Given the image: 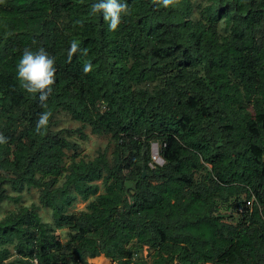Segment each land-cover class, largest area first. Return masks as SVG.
Returning <instances> with one entry per match:
<instances>
[{
	"label": "trees",
	"instance_id": "16d2710c",
	"mask_svg": "<svg viewBox=\"0 0 264 264\" xmlns=\"http://www.w3.org/2000/svg\"><path fill=\"white\" fill-rule=\"evenodd\" d=\"M126 2L113 31L93 0H0V210L36 189L68 227L7 210L0 264L12 246L25 264H264V0ZM25 47L55 58L44 104L16 77ZM87 126L111 154L81 156Z\"/></svg>",
	"mask_w": 264,
	"mask_h": 264
},
{
	"label": "clouds",
	"instance_id": "9594fccd",
	"mask_svg": "<svg viewBox=\"0 0 264 264\" xmlns=\"http://www.w3.org/2000/svg\"><path fill=\"white\" fill-rule=\"evenodd\" d=\"M165 4L169 0H163ZM101 13L107 21L109 30H117L121 18L128 14L126 0H93L90 5V14ZM78 50V44L73 41L68 49V56ZM90 65H85L84 70L88 71ZM55 58L44 48L32 49L25 47L16 64V77L22 88L29 94H38V100L44 104L52 92V85L55 80ZM48 113L42 112L37 121V131L47 123Z\"/></svg>",
	"mask_w": 264,
	"mask_h": 264
},
{
	"label": "rangeland",
	"instance_id": "374dc122",
	"mask_svg": "<svg viewBox=\"0 0 264 264\" xmlns=\"http://www.w3.org/2000/svg\"><path fill=\"white\" fill-rule=\"evenodd\" d=\"M198 16V13H197ZM104 108V106H103ZM57 121H58V128H68V129H75L80 127L82 124L78 121L73 120L67 113H65L64 111H60L57 114ZM85 132L89 134V138L87 140H82L79 136L77 135H69L71 136V139L74 140L75 142H77L78 145V150L81 153V156H87L89 158H93L94 156L97 155V152L100 149H106L109 147V154H111L112 152V147L110 145V138L108 135H96V134H92L91 132V127L87 126L85 129ZM110 145V146H109ZM73 153V151L69 152V155H71ZM69 160V157H68ZM8 193L16 196L17 194L10 191V189L8 188ZM35 204H37V206H39V213L41 215V217L48 223H50L53 227L55 226V233L58 235V237H60V239L62 241H66L68 239V227H62L59 228L56 226L55 224V220H54V216L52 214L51 211L45 209L44 207H40V204L38 203V191L36 189H33L30 192H24L23 193V198L19 201V202H15L14 200H7L5 201L2 206H1V210H0V220L3 219V216L5 215V212L7 210H13L16 211V213H18V209L24 206H27L28 208L32 209L33 207H35ZM87 205V202L84 201H78L77 203L74 204V206L72 208L69 209V211L71 213H76L79 212L83 209H85ZM229 213V212H227ZM146 249V248H145ZM12 253L13 256L10 257L9 260H11L10 262H7V264H25L24 261H20L18 260L19 257H17L19 254L16 251V246H12ZM146 253V250H145ZM24 260V259H23ZM95 262H97L98 264H114L113 262H111L108 259H103V257H97L94 259ZM207 264H211V263H207Z\"/></svg>",
	"mask_w": 264,
	"mask_h": 264
},
{
	"label": "built area",
	"instance_id": "2783aa9c",
	"mask_svg": "<svg viewBox=\"0 0 264 264\" xmlns=\"http://www.w3.org/2000/svg\"><path fill=\"white\" fill-rule=\"evenodd\" d=\"M164 162L161 152H160V147L158 144L153 145V153H152V162L150 163L151 166L153 167L155 164H162ZM32 264H40L38 257H34L31 260Z\"/></svg>",
	"mask_w": 264,
	"mask_h": 264
},
{
	"label": "water",
	"instance_id": "95a60500",
	"mask_svg": "<svg viewBox=\"0 0 264 264\" xmlns=\"http://www.w3.org/2000/svg\"><path fill=\"white\" fill-rule=\"evenodd\" d=\"M146 175H147V171H146V168L144 167V171H143V175L142 176L145 177ZM125 186H126L127 189H129L133 193H135L137 187H136V185L134 184L133 181H130V180L126 181L125 182Z\"/></svg>",
	"mask_w": 264,
	"mask_h": 264
}]
</instances>
